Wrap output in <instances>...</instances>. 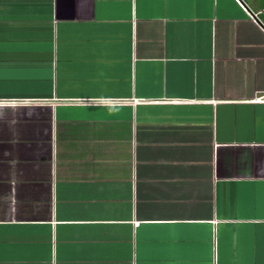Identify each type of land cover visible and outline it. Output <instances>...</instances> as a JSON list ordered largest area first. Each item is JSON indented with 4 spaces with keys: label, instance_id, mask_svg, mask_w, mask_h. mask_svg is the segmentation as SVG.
I'll return each mask as SVG.
<instances>
[{
    "label": "crops",
    "instance_id": "obj_1",
    "mask_svg": "<svg viewBox=\"0 0 264 264\" xmlns=\"http://www.w3.org/2000/svg\"><path fill=\"white\" fill-rule=\"evenodd\" d=\"M264 0H0V264H264Z\"/></svg>",
    "mask_w": 264,
    "mask_h": 264
},
{
    "label": "built area",
    "instance_id": "obj_2",
    "mask_svg": "<svg viewBox=\"0 0 264 264\" xmlns=\"http://www.w3.org/2000/svg\"><path fill=\"white\" fill-rule=\"evenodd\" d=\"M255 102L264 103V95L261 96V97H259V98H257V99L255 100Z\"/></svg>",
    "mask_w": 264,
    "mask_h": 264
}]
</instances>
